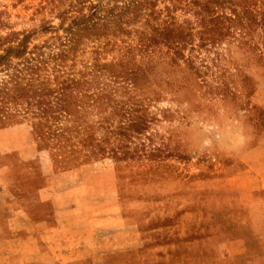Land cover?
I'll use <instances>...</instances> for the list:
<instances>
[{
    "label": "rangeland",
    "instance_id": "374dc122",
    "mask_svg": "<svg viewBox=\"0 0 264 264\" xmlns=\"http://www.w3.org/2000/svg\"><path fill=\"white\" fill-rule=\"evenodd\" d=\"M55 8L0 0V35L33 31L29 46L54 41L61 32L39 28L58 24ZM174 16L197 27L190 11ZM248 34L235 29L214 46L186 48L191 63L163 67L168 89L147 105L145 133L120 142L129 147L121 160L104 154L70 168L66 152L44 148L28 125L0 128V264H264V189L245 199L234 179L245 168L239 153L264 142V35ZM250 37L254 46L238 43ZM46 184L52 201L37 196ZM62 205L75 212L53 229ZM43 219L52 229L37 225ZM235 239L245 249L231 257L226 243Z\"/></svg>",
    "mask_w": 264,
    "mask_h": 264
},
{
    "label": "trees",
    "instance_id": "16d2710c",
    "mask_svg": "<svg viewBox=\"0 0 264 264\" xmlns=\"http://www.w3.org/2000/svg\"><path fill=\"white\" fill-rule=\"evenodd\" d=\"M49 2L59 22L42 24L39 31L61 32L54 41L29 46L33 31L0 35V128L28 125L44 148L66 152L70 168L104 154L116 161L127 156L129 147L120 142L145 133L153 119L147 105L168 89L163 67L191 63L192 54H183L186 48L214 46L233 38L235 29L264 35V0H245L243 6L236 0ZM177 9L190 11L197 27L188 19L178 22ZM238 43L256 44L252 37ZM88 44L91 55L84 58ZM109 52L116 55L106 60ZM72 142L88 143L76 149ZM101 142L118 146L106 148Z\"/></svg>",
    "mask_w": 264,
    "mask_h": 264
},
{
    "label": "crops",
    "instance_id": "0c3cea01",
    "mask_svg": "<svg viewBox=\"0 0 264 264\" xmlns=\"http://www.w3.org/2000/svg\"><path fill=\"white\" fill-rule=\"evenodd\" d=\"M20 127V125H18ZM13 127H10L9 129H4L5 131H10ZM1 132V131H0ZM21 132V131H19ZM238 143V142H237ZM236 143V145H237ZM234 146V145H233ZM25 151L24 145L19 148V152L23 153ZM238 158L241 162L244 163L245 168L243 169L242 173L235 176V180L238 183V192L244 196L245 199H250V195L254 191H258L260 189H264V142H254L250 147L244 149L241 151L238 155ZM65 174V172H63ZM52 181V180H51ZM37 196L40 197V201H46L51 199V193L49 191V185H44L40 189L36 191ZM248 196V198H247ZM69 200L66 201V205L69 204ZM60 207V208H59ZM26 209V206L24 207ZM22 207H20V210ZM259 211H264V207H259ZM75 212V207L73 206H58L54 209L53 214L60 216L61 220H56V217H54V220H56V226L53 229L58 227L59 224L65 225L70 218L72 217L73 213ZM25 213L27 211L25 210ZM27 218V217H26ZM25 218V219H26ZM37 225L40 227H50L48 226V223H45V220L37 221ZM244 245L242 239H235L228 241L226 243V253L231 256L235 257L236 255L240 253H244ZM262 258H264V254L262 255Z\"/></svg>",
    "mask_w": 264,
    "mask_h": 264
}]
</instances>
